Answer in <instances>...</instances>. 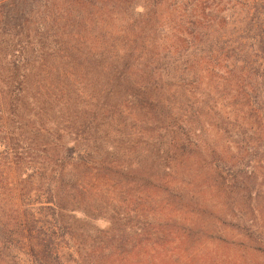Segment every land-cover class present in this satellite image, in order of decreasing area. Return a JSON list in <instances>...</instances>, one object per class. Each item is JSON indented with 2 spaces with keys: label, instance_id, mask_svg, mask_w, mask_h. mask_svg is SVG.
Here are the masks:
<instances>
[{
  "label": "rangeland",
  "instance_id": "rangeland-1",
  "mask_svg": "<svg viewBox=\"0 0 264 264\" xmlns=\"http://www.w3.org/2000/svg\"><path fill=\"white\" fill-rule=\"evenodd\" d=\"M0 1L7 4L0 20L21 18L28 49L39 53L26 80L0 82V104L25 107L0 114L7 120L0 143L12 151L0 150V237L14 245L22 229L36 241L38 230L56 226L65 233L61 245L71 235L82 256L100 257L101 245L99 264H264V153L242 161L246 143L219 145L216 129L215 111L222 104L233 114L244 87L231 83L219 102L201 97L204 81L177 63L187 50L221 47L199 37H227L217 13L228 1H244L251 15L249 1L264 0ZM124 52L143 57L131 66L132 81L120 85L103 67ZM5 67L1 60V73ZM163 71L170 81L163 83ZM194 114L205 116L185 128ZM205 121L213 123L204 137L217 156L181 146ZM40 126L91 138V157L76 155L61 178L50 170L41 177L35 168L51 151L37 154ZM50 197L54 216L37 204ZM114 244L116 254L105 257Z\"/></svg>",
  "mask_w": 264,
  "mask_h": 264
},
{
  "label": "trees",
  "instance_id": "trees-1",
  "mask_svg": "<svg viewBox=\"0 0 264 264\" xmlns=\"http://www.w3.org/2000/svg\"><path fill=\"white\" fill-rule=\"evenodd\" d=\"M243 4H245L244 1H228L226 12L221 10L217 13V16L223 17L222 21L217 19L218 22L220 24L223 23L227 31V37L223 38V41L215 36H212L211 39L199 37L201 42H208V44L212 43L214 39L221 47H216L215 49L199 47L200 49H193L194 51L192 50V52H187V50L186 55H181L183 59L177 58V63L178 65L186 64V67L190 69L191 73L189 75L191 74V77L194 74L198 76V81H204L201 85L203 89L201 97L212 98L214 95L219 102L220 98L226 95L225 91L231 83L233 86L236 85L237 89L240 86L241 88L244 87L245 95L241 98V101L245 99V102H240L238 107L234 109L233 114L224 112L225 107L222 104L220 111H215L216 129L221 139L218 144L226 143L227 146L229 144L239 145L246 143L244 148L246 153L240 158L242 161H255L261 158L259 156L260 151L264 153V1H249L251 15L245 11ZM6 5V1H0V7H5ZM0 21L3 22L1 25H4L0 33L1 40H3L0 43V48H3L0 55L4 54V56L2 59L0 58V62L2 60L6 66L3 68L4 73L0 72V76L4 77V79L0 78V82L2 84H12V82H17L19 79L24 81L29 76V72H31V67H27V64L36 62L35 58L39 53L28 49L27 40L29 39L28 35L24 34L25 25L22 24L21 18L5 16ZM29 55L32 56L33 60L30 59ZM168 55V59H170V56L175 57L173 53ZM142 57V54L136 55L133 52L110 54L108 60L111 65L103 67L106 71L105 74L111 75L110 77H113L120 85L132 81L133 68L131 66L134 60L142 59ZM174 63V61L168 62L167 65H173ZM197 67L198 72H196ZM163 68L166 69V67ZM174 68L177 69V67ZM108 75L105 76L106 79L109 78ZM164 77L165 73L163 71V83L166 80L170 81V77ZM4 86L7 87V85ZM20 91H23L24 97L22 99L26 98L24 92L26 93L27 91H24L22 87ZM123 95L126 96L129 93L126 92ZM241 95L239 91L235 94V98H238L239 101ZM205 101L201 105H204ZM22 108L25 107H18L17 104L4 101L3 104H0V114L11 116L12 112L13 114L18 110L20 112ZM202 116L205 115L194 114L191 116L192 118H187V121H184L185 128L188 127V121L200 120ZM0 121H2V128L7 129L4 126L7 120L0 118ZM205 123L195 129V138H191V134L187 133L186 130L184 133H187L188 137L180 139L181 146L184 149L195 148L198 151V148L204 149L207 147L208 150H211L217 156L216 147L211 146V143L204 137V133L207 132V125H213V123L211 124V121H205ZM230 126L232 129H229ZM10 128L11 125H9ZM61 130L65 131V133ZM37 134H40L44 141L41 151L37 150V154L47 152V147L51 151L50 158L44 155V160L39 162V165L35 168V171L41 177L42 173L50 170L51 175H54L55 179L61 178L64 172L60 170H65L69 163L74 164L77 159L76 155L81 159L90 158L92 155L89 148L92 141L91 138L85 137L83 140H78L77 135L73 134V132L69 133L65 129L53 132L43 131L41 126L37 129ZM62 141L67 142L68 145H63ZM49 143H51V146ZM58 146H60V149ZM0 150H3L2 152L6 155L12 152L9 147L2 143H0ZM29 154L31 153L29 152ZM67 158H69V162L66 163L65 159ZM24 159L31 160V157L26 153ZM64 180L67 179L64 178ZM54 197L52 199L50 197L45 203L38 201L39 209L50 211L54 216L56 209H58ZM24 220L28 225V219L25 218ZM55 225H57L56 222ZM6 231L9 232V230ZM38 231L40 232L36 236L37 240L35 238L36 241H32L34 237L28 235L30 232H26L27 235H25L22 229L17 230L16 236L18 240H15L14 245L12 244L13 240H6V234L0 237V264H99L97 261L104 257V253H101V245L100 257H94L93 255L82 256V249L73 243L71 235L69 240L67 235L66 243L61 245L59 240L65 237V233H62L59 227H48L46 231L41 228ZM110 242L113 243V241ZM117 248V244L110 245L105 257H113L117 252Z\"/></svg>",
  "mask_w": 264,
  "mask_h": 264
}]
</instances>
